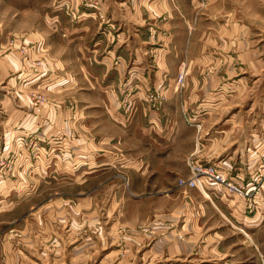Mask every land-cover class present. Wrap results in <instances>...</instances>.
<instances>
[{"label": "rangeland", "instance_id": "rangeland-1", "mask_svg": "<svg viewBox=\"0 0 264 264\" xmlns=\"http://www.w3.org/2000/svg\"><path fill=\"white\" fill-rule=\"evenodd\" d=\"M50 4L47 0H0V183L27 182L23 194L12 190L5 207L0 206V264H241L243 257L250 261L246 264H264V164H251L247 175L254 170L253 177L238 182L231 176L234 166L209 158L238 149L234 160L223 161L257 162L250 157L256 152L262 154L258 162L264 163V0L219 1L217 19L234 30L228 54L216 60L219 69H227L220 71L223 86L213 93L226 98L202 129L196 115L188 114L189 123L199 131L186 162L156 158L155 162H132L141 141L114 122L110 103L92 101L95 90L82 85L86 81L80 72L70 71L72 77L67 76L66 65L59 59H68L66 49L60 54L50 38H36V32L50 31L41 22ZM38 11L40 15L35 16ZM102 15L99 18L105 21ZM57 58L65 66L56 65ZM39 70L46 78L67 80L71 87L66 90L58 84L50 100L46 78L40 80V92L36 86H19L21 73ZM181 71L186 78V64ZM184 84L177 85L178 92L186 89ZM206 89L211 88L199 89L202 96ZM150 94L157 96L159 108L145 101L159 112L168 98L159 90L148 91L147 98ZM127 101V106L122 101L116 104L130 110L132 117L136 107ZM50 114L55 121L53 133L46 135L50 150L46 155L53 153L55 164L44 167L36 181L20 174V162L39 138L32 142L23 136L19 145L12 140L8 146L7 131L24 122L34 124L36 117L46 128ZM221 127H228V133L213 148L204 134ZM194 164L215 166L226 183L240 190L212 185L205 187L206 192L219 188L245 198V215L260 219L247 228L212 209L210 213L215 211L218 218L201 223L198 208L184 205L180 209V197L189 202L190 191L203 194L200 188L181 184L192 176Z\"/></svg>", "mask_w": 264, "mask_h": 264}, {"label": "crops", "instance_id": "crops-1", "mask_svg": "<svg viewBox=\"0 0 264 264\" xmlns=\"http://www.w3.org/2000/svg\"><path fill=\"white\" fill-rule=\"evenodd\" d=\"M47 1L51 2L50 8L45 9L41 22L49 25L50 31L46 27L49 33L36 32V38H50L51 45L60 54L66 49L68 59H59L66 65L67 76L72 77L70 71L80 72L86 81L82 85L95 90L91 94L92 101L110 103L114 111L110 115L114 122L125 133L141 141L140 150L132 162H155V158L161 162H186L185 158L196 147V131H199L189 123L188 114L196 115L195 121L202 129L206 119L213 115L226 98L224 95L217 97V93H213L214 88L223 86L219 85L223 82L220 76L227 69H219L216 60L219 55L228 54L229 42L234 38V30H230V24L220 22L215 15L220 0ZM100 14L105 15V21L99 18ZM39 15V11L35 13V16ZM35 21H38L36 17ZM54 60L56 65L65 66L58 62V58ZM183 64L187 66L184 84L187 87L180 93L177 90V77ZM31 74L33 73L26 71L21 73L18 84L25 88L36 86L35 90L40 92L43 88L40 80L47 76L40 73V70ZM53 78L51 76L45 79L50 80L47 81L49 90L46 95L50 100L56 96L58 84L66 86V90L72 84L67 80L59 82L57 78ZM127 86H131V89H127ZM200 88L211 89H206L208 93L203 90L206 95L202 96ZM151 90L165 92L166 95H163L168 98L159 112L152 111L145 101ZM129 99L136 107L132 117L130 110L123 111L116 104ZM49 118L51 121L47 122L46 128L43 126L46 123L36 120V117L34 124L24 122L7 131L8 146H11L12 140L19 145V138L23 136L29 137L32 142L36 136L39 138L40 142L36 141L31 154L25 151L24 159L20 162V174L29 175L30 179L36 181V176H42L44 167L55 164L53 153L46 155L50 152L47 136L53 133L55 121L53 114ZM215 130L204 134L213 143V148L226 137L228 127ZM242 131L245 129L242 128L241 133ZM253 137L256 139V136ZM204 139L203 136V146ZM237 151L238 149L222 157L221 153L209 158L217 159L216 162L221 165L226 162L234 166L231 176L241 182L249 177V166L264 163L258 162L262 154L259 156L256 152H251L250 157L257 162L223 161L228 157L234 160ZM96 154L94 152L92 157ZM88 162L93 161L89 159ZM253 171L249 178L253 177ZM11 182L8 180L0 183L1 207H5L12 190L21 195L27 187V182L23 179ZM198 192L190 191L189 202L180 197L182 203L179 204L180 209L184 205L198 208L196 210L202 214L201 223L218 218L215 211L213 215L210 213L212 209L218 210L223 217L237 220L247 228L260 219L259 215L254 218L245 215L248 205L245 198L228 194L219 188H210L207 192L209 197ZM217 245L221 247L222 242ZM245 262L250 261L243 257L239 263L246 264Z\"/></svg>", "mask_w": 264, "mask_h": 264}, {"label": "built area", "instance_id": "built-area-1", "mask_svg": "<svg viewBox=\"0 0 264 264\" xmlns=\"http://www.w3.org/2000/svg\"><path fill=\"white\" fill-rule=\"evenodd\" d=\"M101 18L104 16L101 14ZM185 81V73L184 71H181L178 80L177 85L183 86ZM147 101H149L150 104L154 108H159V104L157 102V96L155 94H150L147 98ZM124 106L128 105V101L124 100L121 102ZM4 164V162H2ZM192 176L186 181L181 180V184L188 185L190 187H197L200 188L203 192L205 191V187L216 185V186H224L228 189H231L233 191L240 192L239 189H235L232 185L225 182L224 175L220 173V171L217 170L215 166H209V167H203L199 166V164H194L192 166Z\"/></svg>", "mask_w": 264, "mask_h": 264}, {"label": "bare ground", "instance_id": "bare-ground-1", "mask_svg": "<svg viewBox=\"0 0 264 264\" xmlns=\"http://www.w3.org/2000/svg\"><path fill=\"white\" fill-rule=\"evenodd\" d=\"M203 194H204L206 197H209V195L207 194L206 191H204Z\"/></svg>", "mask_w": 264, "mask_h": 264}]
</instances>
